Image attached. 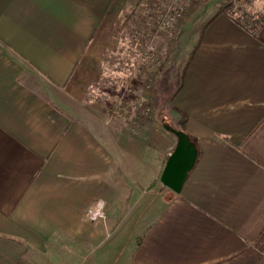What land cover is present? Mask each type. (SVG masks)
Returning a JSON list of instances; mask_svg holds the SVG:
<instances>
[{
  "label": "crops",
  "instance_id": "obj_1",
  "mask_svg": "<svg viewBox=\"0 0 264 264\" xmlns=\"http://www.w3.org/2000/svg\"><path fill=\"white\" fill-rule=\"evenodd\" d=\"M134 1L0 0V264H264V20L195 10L172 106L198 155L175 193L172 132L113 140L91 114L97 50ZM133 208L152 211L127 230Z\"/></svg>",
  "mask_w": 264,
  "mask_h": 264
},
{
  "label": "rangeland",
  "instance_id": "obj_2",
  "mask_svg": "<svg viewBox=\"0 0 264 264\" xmlns=\"http://www.w3.org/2000/svg\"><path fill=\"white\" fill-rule=\"evenodd\" d=\"M228 1L181 0V14L167 27L163 21L172 12L173 0H135L130 3L127 25L124 17L122 26L119 20L112 42L108 41L111 47L97 50L98 58H101L98 72L105 77L97 82L95 94L99 101L95 102L91 114H97L107 135L112 134L113 140H147L153 131H167L163 123L178 128L172 98L199 28L196 25L191 28L192 20L200 12L195 10L217 9V6L223 9ZM241 6L247 20H264V0H241ZM199 20L205 22L207 18L199 17ZM150 186L153 192L148 198L152 199V194L158 195L156 190H161V200L166 197L162 185L160 189L157 183ZM146 191L145 186L142 194H148ZM151 211L133 208L119 210L116 216L128 217L129 223L125 225L129 230L132 212L147 215Z\"/></svg>",
  "mask_w": 264,
  "mask_h": 264
},
{
  "label": "water",
  "instance_id": "obj_3",
  "mask_svg": "<svg viewBox=\"0 0 264 264\" xmlns=\"http://www.w3.org/2000/svg\"><path fill=\"white\" fill-rule=\"evenodd\" d=\"M163 127L176 136V144L160 172L159 181L166 188L179 193L197 159V148L188 133L163 123Z\"/></svg>",
  "mask_w": 264,
  "mask_h": 264
},
{
  "label": "built area",
  "instance_id": "obj_4",
  "mask_svg": "<svg viewBox=\"0 0 264 264\" xmlns=\"http://www.w3.org/2000/svg\"><path fill=\"white\" fill-rule=\"evenodd\" d=\"M243 6H241V0H230L226 3V6H224L223 11L233 17L236 22L240 25L247 26L253 30H256L257 27H259L263 20H250L244 18L245 14L242 13ZM182 5L181 0H173L172 5V12L167 16V18L163 21L164 27H167L170 25L171 20H174L176 17H178L182 12ZM104 203L101 200H98L95 204H93L92 208L89 209V216L91 219H98V218H105L104 213Z\"/></svg>",
  "mask_w": 264,
  "mask_h": 264
},
{
  "label": "trees",
  "instance_id": "obj_5",
  "mask_svg": "<svg viewBox=\"0 0 264 264\" xmlns=\"http://www.w3.org/2000/svg\"><path fill=\"white\" fill-rule=\"evenodd\" d=\"M178 113H179L178 114L179 116H178V119L176 120V122L178 124V128H176V129L183 130V131H185L187 133L186 126H185L186 125L187 116L184 113L180 112V111ZM190 139L193 141V139L191 137H190Z\"/></svg>",
  "mask_w": 264,
  "mask_h": 264
}]
</instances>
